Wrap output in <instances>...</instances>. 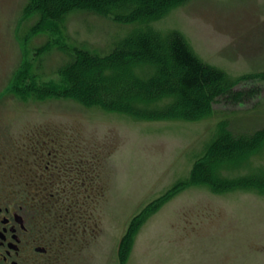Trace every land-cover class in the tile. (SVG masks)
Segmentation results:
<instances>
[{"label": "rangeland", "instance_id": "rangeland-1", "mask_svg": "<svg viewBox=\"0 0 264 264\" xmlns=\"http://www.w3.org/2000/svg\"><path fill=\"white\" fill-rule=\"evenodd\" d=\"M29 1L0 0V189L29 187L27 150L43 141L81 164L85 183L78 196L48 198V230L54 238L62 222L66 230L44 264H264L263 137L216 162L217 174L210 166L209 184L194 170L217 139L264 129V0H184L148 23L91 11L43 21ZM139 28L161 40L179 35L234 85L192 117L174 107L151 116L36 95L60 83V46L106 55ZM61 204L71 208L63 220Z\"/></svg>", "mask_w": 264, "mask_h": 264}, {"label": "trees", "instance_id": "trees-1", "mask_svg": "<svg viewBox=\"0 0 264 264\" xmlns=\"http://www.w3.org/2000/svg\"><path fill=\"white\" fill-rule=\"evenodd\" d=\"M183 1L30 0L29 7L43 21L57 23L75 11L111 15L121 23H148L160 19ZM60 47L57 49H63L61 52L67 58L58 68L60 83L45 88L37 87L36 95L77 99L85 105L92 104L116 112L125 109L133 112L151 111V116L160 115L174 107L187 110L192 117L208 113L213 99L225 92L227 84L230 83V87L234 85L222 71L202 64L176 34L161 40L150 29L139 28L119 41L106 55L79 47ZM162 100L167 103L162 104ZM149 116L135 117L144 120ZM261 136L264 139V129L254 132L250 137L232 139L226 135L217 139L209 150L210 154H207L204 167L195 166L197 181L209 184L210 166L212 171L216 168V162L220 164V161L226 162L249 152L256 138ZM251 137L253 144L249 146L251 143L247 138ZM217 169L216 174L219 172ZM254 178L248 180L255 181ZM216 179L221 183L220 187L225 189L227 181L218 177ZM240 181L244 182V178L237 180ZM146 210L147 207L142 213Z\"/></svg>", "mask_w": 264, "mask_h": 264}, {"label": "flooded vegetation", "instance_id": "flooded-vegetation-1", "mask_svg": "<svg viewBox=\"0 0 264 264\" xmlns=\"http://www.w3.org/2000/svg\"><path fill=\"white\" fill-rule=\"evenodd\" d=\"M35 143L39 144L40 150H37L36 145L27 150L32 162L28 173L27 170L24 171L30 180L29 187L26 188L25 185L18 183L14 191L7 188L0 189V264L52 262L56 257L52 249L53 242L64 243L66 228L62 222L57 238H54L48 230L47 225L50 222L48 198L78 196L81 190H85L84 178L81 177L84 170H81V164H76L68 158L61 159L53 150L54 146L47 148L45 141ZM45 149H48L46 154L43 152ZM4 177L0 174L1 180ZM24 193L26 197H23ZM55 199L58 203V198ZM78 205L81 206V203ZM60 206L64 207L61 210L63 220L69 216L71 208L62 204ZM39 221L42 225L45 224L44 231L40 229ZM51 254L54 255L50 256Z\"/></svg>", "mask_w": 264, "mask_h": 264}]
</instances>
